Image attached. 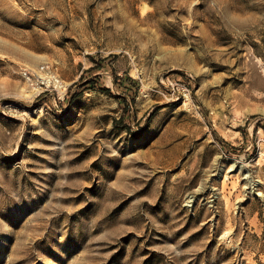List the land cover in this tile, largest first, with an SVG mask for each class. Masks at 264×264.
<instances>
[{"label":"rangeland","instance_id":"1","mask_svg":"<svg viewBox=\"0 0 264 264\" xmlns=\"http://www.w3.org/2000/svg\"><path fill=\"white\" fill-rule=\"evenodd\" d=\"M0 264H264V0H0Z\"/></svg>","mask_w":264,"mask_h":264},{"label":"built area","instance_id":"2","mask_svg":"<svg viewBox=\"0 0 264 264\" xmlns=\"http://www.w3.org/2000/svg\"><path fill=\"white\" fill-rule=\"evenodd\" d=\"M21 73L28 82L32 85H37L43 91L54 90L59 92V89L63 87L62 80L60 79L58 73L49 69L47 65H42L39 69L24 68ZM46 76H49V78L47 79Z\"/></svg>","mask_w":264,"mask_h":264},{"label":"trees","instance_id":"3","mask_svg":"<svg viewBox=\"0 0 264 264\" xmlns=\"http://www.w3.org/2000/svg\"><path fill=\"white\" fill-rule=\"evenodd\" d=\"M129 79V78H128ZM129 80H132V79H129ZM133 82V81H132ZM101 90H103V91H105L106 93H111V91H110V89H108V88H102ZM135 98H133V100H134ZM120 104H122V102L120 103ZM126 113V112H125ZM126 118V116H125V114L123 113V115H122V119L124 120Z\"/></svg>","mask_w":264,"mask_h":264},{"label":"bare ground","instance_id":"4","mask_svg":"<svg viewBox=\"0 0 264 264\" xmlns=\"http://www.w3.org/2000/svg\"><path fill=\"white\" fill-rule=\"evenodd\" d=\"M46 78L48 79L49 78V76H46ZM66 87H67V85H65L64 83H63V87H61L60 89H59V92H60V94H61V96H64V91L66 90Z\"/></svg>","mask_w":264,"mask_h":264}]
</instances>
